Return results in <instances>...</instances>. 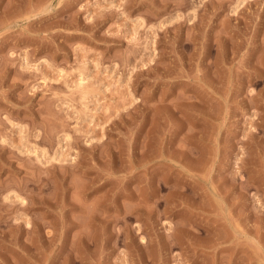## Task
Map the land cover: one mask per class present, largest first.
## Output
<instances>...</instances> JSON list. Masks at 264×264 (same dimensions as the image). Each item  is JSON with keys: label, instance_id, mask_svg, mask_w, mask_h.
<instances>
[{"label": "rangeland", "instance_id": "obj_1", "mask_svg": "<svg viewBox=\"0 0 264 264\" xmlns=\"http://www.w3.org/2000/svg\"><path fill=\"white\" fill-rule=\"evenodd\" d=\"M0 264H264V0H0Z\"/></svg>", "mask_w": 264, "mask_h": 264}, {"label": "bare ground", "instance_id": "obj_2", "mask_svg": "<svg viewBox=\"0 0 264 264\" xmlns=\"http://www.w3.org/2000/svg\"><path fill=\"white\" fill-rule=\"evenodd\" d=\"M226 51H228V50H226ZM226 51H224V52H226ZM229 51H230V53H232L231 50H229ZM229 51H228V52H229ZM233 51H234V50H233ZM235 51H236V50H235ZM235 51H234V52H235ZM223 54H224V53H223ZM228 54H229V53H228ZM232 54H233V53H232ZM225 55H226V54H225ZM227 56H228V58H227ZM227 56H225V57H226L228 60H231V59H229V58H230L229 55H227ZM231 56H232V55H231ZM223 58H224V57H223ZM231 58H232V57H231ZM214 66H217V65H214ZM214 66H213V67H214ZM251 77H252V75H251L249 78H251ZM254 78H255V77H254ZM258 78H259V77H258ZM251 79H253V77H252ZM251 79H250V80H251ZM250 80H249V81H250ZM250 82H251V81H250ZM6 199H7V198H6Z\"/></svg>", "mask_w": 264, "mask_h": 264}]
</instances>
